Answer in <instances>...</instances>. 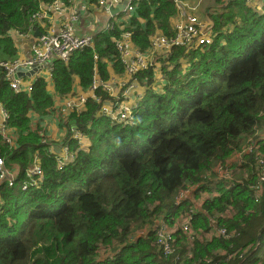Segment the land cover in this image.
Returning <instances> with one entry per match:
<instances>
[{
  "label": "trees",
  "instance_id": "1",
  "mask_svg": "<svg viewBox=\"0 0 264 264\" xmlns=\"http://www.w3.org/2000/svg\"><path fill=\"white\" fill-rule=\"evenodd\" d=\"M73 1L0 0V61L17 56L10 33L33 32L36 15ZM177 1H141L127 23H114L67 63L54 60L61 102L75 96L74 80L86 91L94 74L108 82V67L125 75L114 46L122 34L142 52L158 32L172 37ZM216 1L206 11L217 14L204 15L209 45L161 56L158 85L151 69L131 76L140 90L128 99L126 126L101 113L104 103L120 107V95L98 90L100 102L63 114L44 79L29 95L14 92L0 68V105L13 135L11 145L0 136V158L11 176L19 168L13 187L0 181V264H264L260 247L254 251L264 227V13L250 7L254 0ZM53 123L63 137L50 141ZM53 143L68 149L67 159ZM33 165L36 185L25 177ZM214 185L222 191L210 192ZM161 226L172 234L167 256ZM103 246L114 252L109 260Z\"/></svg>",
  "mask_w": 264,
  "mask_h": 264
},
{
  "label": "built area",
  "instance_id": "2",
  "mask_svg": "<svg viewBox=\"0 0 264 264\" xmlns=\"http://www.w3.org/2000/svg\"><path fill=\"white\" fill-rule=\"evenodd\" d=\"M122 1L99 0L97 2V8L110 14V9L115 8ZM126 1L125 8L118 14V18L116 19V22L119 24L127 23L135 11L136 5L144 0ZM72 7L73 4L68 8L60 3H55L47 8L44 13L57 16ZM176 7L178 20L173 28L174 35L172 37L162 35L153 37L150 40V49L148 51L142 52L135 49L130 42L131 35L129 33H124L119 39L114 40L115 49L118 52L119 59L126 74L133 76L139 72H145L148 69L156 73L158 72L156 69L159 68L156 61L157 59H161V56H169L177 48L192 50L201 46H207L213 41L214 35L212 30L206 28V26L204 28L201 26L196 15L187 10L185 1H177ZM81 10L84 11L85 8H81ZM44 13L42 15H36L34 17L36 21H43L47 17V14ZM82 14L83 12L73 10L68 19L60 27H48L39 37H35L31 47V55L28 58H17L10 62L0 61V68L6 72V76L9 79L10 89L14 92H22L29 95L36 80L44 79L47 83L51 82L54 60H61L67 63L73 53L82 52L84 49L93 45L94 38L92 36L80 37L75 33L76 26ZM113 24V22L109 23L104 31L112 30ZM18 72L22 74L19 78L16 77ZM32 72L33 74L29 75ZM98 90L106 92L109 97L117 98V95L123 97L121 106L117 108H114L111 104L104 103L105 107L102 108V115L109 117L112 122L119 123V125L126 126L132 124L133 118L131 116V110L133 109V104L131 102L133 103V94L140 90L138 84L135 81L124 83L118 80L114 82H103L95 74L89 89L83 94L73 92L75 94L74 97H68L63 100L60 105V112L63 114L80 112L88 99L100 102L95 94ZM129 98L131 102H129ZM7 120L8 115L0 105V136L4 143L11 145L12 137L6 135V131L9 130ZM87 145V143H84L83 146L85 147ZM67 152L68 149H64V153H62L64 159L68 158ZM40 176L41 171L38 167L28 168L26 171V177L32 180V184L36 185L41 180ZM13 180L14 177L4 170V161L0 158V181H5L8 187H13ZM22 189L25 190L26 185H23ZM221 233L223 234L224 232L221 231ZM156 236L158 237V243L162 245L161 250L163 254L165 256L169 255L173 243L170 231L165 226H161Z\"/></svg>",
  "mask_w": 264,
  "mask_h": 264
},
{
  "label": "crops",
  "instance_id": "3",
  "mask_svg": "<svg viewBox=\"0 0 264 264\" xmlns=\"http://www.w3.org/2000/svg\"><path fill=\"white\" fill-rule=\"evenodd\" d=\"M98 1L99 0H96V2H98ZM96 2L94 4H92L88 0H74L73 1V7L68 9L64 13H62L60 15H57V16L52 15L50 13L47 14L46 15L47 17L45 19H43V21H40L38 23V27L33 32L26 33V34H24L22 36H20L18 34L13 35V33H10L11 39H12L13 44H14V48L17 51V54H16L17 57L18 58H28L31 55V47H32V44H33L34 39L36 37L34 35V33L36 31H38L41 34V31L42 30L44 31L48 27H53V28L60 27L62 25V23L65 22L68 19L69 15L71 14V12L73 10H76L78 12L80 11V12H83V14H86V15L82 14V17H81L80 21L78 22V24L76 26V29H75L76 35L80 36V37L92 36L93 38H95L99 33H102L104 31V29L107 27V25L109 23L113 22V23L119 24L118 22H116V19L118 18V15L111 16L110 14H107V13L99 10L97 8V3ZM81 8H85V10L83 11V10H81ZM177 16H178V12H177ZM177 16L173 19V21L171 20V24H172V28L171 29L172 30L174 28L175 23L178 20ZM45 21H48V22H45ZM94 21H95V23H94ZM46 23L48 24V27L44 28ZM156 35H162V33L160 34L158 32ZM112 69H113L112 67H108L107 68L108 75H109V79H108L109 82H114L116 80H118L119 82H124V83H130L131 82V76H129L128 74L124 73L125 75L120 77V76L116 75V73ZM25 80H27V79H25ZM46 87H47V90L50 92V94H52L54 96V99L58 102V105L60 106L62 104V102L58 98L57 94L54 92L52 83L48 82ZM72 91L76 92L77 94H83L85 92V91L81 90L80 85L75 80L73 81V89H72ZM57 123H53L52 125H49L48 132H51V134L47 138L50 141H53V139L54 140H59L60 138L63 137V135L61 134L60 127L58 126ZM6 135L8 137H12V141H13V135H12L10 129L6 131ZM85 143L88 144V142H85ZM65 144L66 143L64 141V145L63 146H65ZM83 145L81 144L82 149L85 148ZM61 146H62V143H58V144H54L53 143L55 154L57 156H61L62 158H64L61 155L62 152H63V151H60V149L63 147V146L62 147ZM35 167H37V166L33 165L30 168H35ZM17 169L19 171V168H15V170H14V173L16 172V174L13 176L14 177L13 184L16 182V178H17V176L19 174V173L17 174ZM25 177H26V175H25ZM26 179L32 183V180L28 179L27 177H26ZM23 185H26V183H24ZM212 235H213V233H212ZM263 237H264V235L263 236L261 235L260 242H259V245H258V248L260 247V252H259L258 257L262 261L264 260V247H261L262 246L261 244H262V241H263ZM105 257H107V255L104 256V254H103L101 256V259H103ZM242 263L246 264V263H244V260H242L241 264Z\"/></svg>",
  "mask_w": 264,
  "mask_h": 264
},
{
  "label": "rangeland",
  "instance_id": "4",
  "mask_svg": "<svg viewBox=\"0 0 264 264\" xmlns=\"http://www.w3.org/2000/svg\"><path fill=\"white\" fill-rule=\"evenodd\" d=\"M184 1L186 2L187 10L190 13H194L196 15V17L198 18V21L200 22V24L203 28L206 26L207 23H209V21H208L209 19H206V17L204 15L205 14L206 15H209V14L210 15H216L217 14L215 12L206 11V9H209V8L214 9L216 7V5H217V8L219 7V4L217 3L218 1H216V0H184ZM224 1L225 0H222V5L225 4ZM249 3H250V7L254 11L264 13V0H254V1H250ZM172 21H173V19H172ZM94 23H95V21H94ZM16 54H17V51H16ZM17 58L18 57L16 56L15 59H17ZM15 59H10L7 61L10 62V61H13ZM159 61H160V59H157V61H156V64L159 67L158 69H156V71H158V72H156L154 74V78L156 79V85L160 84L162 82V80L165 78V76L162 75L161 71L159 70L162 67V64ZM170 70H171V67L168 66V71H170ZM154 88H155L154 90H158V91L160 90V86H155ZM219 175L223 176V178H228V177L232 176L231 172H229V171H226V172L220 171ZM208 190L210 192H216V193H220L222 191L221 187L218 185L211 186V187H209ZM15 199H16L15 202L19 205V208H21L24 205L25 199L22 198L20 195L16 196ZM132 238H135V236H133ZM261 247H264V237H263ZM101 249L106 250V253H103V254H104V256L107 255L106 258H108L107 260H109V258L113 255L114 252H112L111 249H107L104 246ZM103 254L101 253V256Z\"/></svg>",
  "mask_w": 264,
  "mask_h": 264
},
{
  "label": "water",
  "instance_id": "5",
  "mask_svg": "<svg viewBox=\"0 0 264 264\" xmlns=\"http://www.w3.org/2000/svg\"><path fill=\"white\" fill-rule=\"evenodd\" d=\"M126 4H127V1L126 0H123L119 5H117L115 8H113V9H110V15L111 16H115V15H118L119 13H121L122 12V10L125 8V6H126ZM34 35L36 36V37H39L40 36V32H38V31H36L35 33H34ZM33 74V72L32 73H30L29 75H32ZM22 76V74H21V72H18V74H17V78H19V77H21ZM264 231V227L260 230V232H259V235H258V237H257V246H256V248L254 249V251L258 248V245H259V242H260V238H261V233ZM253 251V252H254ZM252 252V253H253ZM251 253V254H252Z\"/></svg>",
  "mask_w": 264,
  "mask_h": 264
},
{
  "label": "clouds",
  "instance_id": "6",
  "mask_svg": "<svg viewBox=\"0 0 264 264\" xmlns=\"http://www.w3.org/2000/svg\"><path fill=\"white\" fill-rule=\"evenodd\" d=\"M224 188H226V187H224ZM163 223H166V222L163 221V222H159L158 224L162 225ZM112 256H113V255H112ZM112 256H111V257H112ZM111 257H110V258H111ZM105 258H106V257H105ZM105 258H103V259H105Z\"/></svg>",
  "mask_w": 264,
  "mask_h": 264
}]
</instances>
